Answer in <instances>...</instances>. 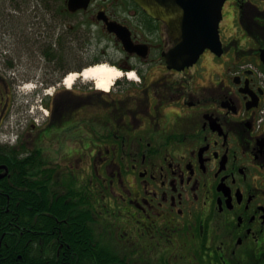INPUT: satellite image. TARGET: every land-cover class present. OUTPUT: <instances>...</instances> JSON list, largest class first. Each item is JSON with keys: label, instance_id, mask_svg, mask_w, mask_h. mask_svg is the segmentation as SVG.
<instances>
[{"label": "flooded vegetation", "instance_id": "flooded-vegetation-1", "mask_svg": "<svg viewBox=\"0 0 264 264\" xmlns=\"http://www.w3.org/2000/svg\"><path fill=\"white\" fill-rule=\"evenodd\" d=\"M52 1L28 13L26 0H0V150L18 158L55 150L57 166L41 180L64 185L63 193H51L54 202L69 208L65 221L85 219L89 239L76 255L46 222L52 216L41 215L40 225L23 229V243L34 245L28 259L82 262L94 247L96 262L115 264H264V85L244 69L264 67V0H228L221 48H207L180 69L167 63L177 44L169 25L136 0H90L76 12L68 10L69 0ZM60 3L96 25L115 56L108 45L93 60H49L44 49L56 51ZM112 22L129 32L133 51L109 31ZM44 59L41 82L36 72ZM98 62L123 72L109 90L82 78L65 86L68 72ZM26 80L41 86L26 98L28 106L19 91ZM35 99L41 103L30 114ZM70 126L82 141L61 138L48 149L45 141ZM10 171L2 162L0 179ZM71 187L78 196H70ZM91 214L102 222L97 241H91Z\"/></svg>", "mask_w": 264, "mask_h": 264}, {"label": "trees", "instance_id": "trees-1", "mask_svg": "<svg viewBox=\"0 0 264 264\" xmlns=\"http://www.w3.org/2000/svg\"><path fill=\"white\" fill-rule=\"evenodd\" d=\"M37 1L43 6L52 5L54 3L52 0ZM47 3L49 4L47 5ZM42 9L43 15H46L47 10L45 7ZM59 12L61 17H67L72 14L64 10L62 3L59 5ZM87 22L88 21H86V23ZM86 23L83 20L82 26L85 25L86 27ZM61 33H63V31ZM55 45V53H52V49L50 48H45L44 53L48 56L49 60L57 56L59 62L65 63L67 60V57L65 58L63 54L65 47H60L59 38ZM75 46L76 45H74L73 51L78 50L82 53L85 49V47L81 50L76 49L77 47ZM262 69H264V67ZM74 128H76V126H70L66 132L55 134L51 138H48L45 141V143L49 145L48 149H50L52 145L55 146L56 144H60L62 142L60 140L61 138H64L62 143L69 142L70 144H76L77 141L81 140L80 138L84 137L83 134L73 131ZM36 151L37 150H31L32 154L25 158H18V156H9L0 150V164L2 162L8 163L11 169L9 174L0 179V264H38L36 260L28 259V256L32 254V250H34V245L29 247L23 243L27 236V233L23 231V229L25 226L34 222L35 225H40L42 222L40 221L41 215L49 214L52 216H44V218L46 222L52 224V228L57 231L58 237L64 238L72 245V251H75L74 254L78 255L89 239V236L87 237L89 231L85 228V219L76 216L70 223L65 221L67 218L66 211H69V208L62 203L56 204L54 202L56 197H52L51 193L56 196L59 193H63L61 186L64 185L57 182L51 183L41 180L44 171H52L53 167L57 166L56 158L50 155L52 151H48L47 149H41L39 153H36ZM71 185L72 184L68 186ZM68 192L70 196L73 197L79 194L78 190L74 187L68 189ZM46 193H49V195H45ZM74 205L75 203H72L70 207ZM44 211L47 214H44ZM90 219L92 224L91 241L100 240L95 229L100 218H97V215L91 214ZM70 224L71 228L69 232L66 230L63 234L58 233L62 227L68 229ZM31 228L35 229L34 227ZM2 235L4 236L2 237ZM67 256H69V253ZM95 256H97L95 248L91 247V249L86 252V255L81 258L82 262L72 261L69 264H84V260H88L91 264H115L114 262H105L106 259H101L96 262L98 259H96Z\"/></svg>", "mask_w": 264, "mask_h": 264}, {"label": "water", "instance_id": "water-1", "mask_svg": "<svg viewBox=\"0 0 264 264\" xmlns=\"http://www.w3.org/2000/svg\"><path fill=\"white\" fill-rule=\"evenodd\" d=\"M153 17L164 20L170 28V35L177 40L168 54L171 68L193 65L207 49L221 48L219 32L223 18L222 10L227 0H136ZM90 0H69L68 8L75 12L88 7ZM109 31L117 33L125 48L133 51L135 46L129 32L117 23H109ZM264 63V48L261 50ZM85 68L78 70L83 73Z\"/></svg>", "mask_w": 264, "mask_h": 264}, {"label": "rangeland", "instance_id": "rangeland-1", "mask_svg": "<svg viewBox=\"0 0 264 264\" xmlns=\"http://www.w3.org/2000/svg\"><path fill=\"white\" fill-rule=\"evenodd\" d=\"M38 4L40 3H38L37 0H27L28 13L31 12L33 8H35L34 6H36V9L40 10V5ZM229 11L231 12L232 10L229 9L228 7V12ZM60 21L61 22H60L59 32L61 33L63 31V33H61L59 36V43H60V47L61 46L65 47L63 51L65 58L67 57V60L65 63L72 64L76 62L78 59L93 60L96 58H100L102 56L101 49L108 45H110L108 52L111 55L115 56V52H116L115 47L111 46V42L105 39V34L103 35L102 32L98 30V27L92 23L90 24L89 21L87 23L85 21L86 27H83L82 26L83 20H82L81 15H74V16L70 15L67 17H60ZM229 23L231 24L232 20H230ZM83 33H84V36H83ZM73 35H75V38L71 39ZM74 45H76L75 46L77 47L76 49H80V50L85 47V50L88 51L89 53L85 55V54L80 53L78 50L73 51ZM105 63L108 64V62H105ZM22 72H24V70H22ZM45 73H46V61L44 59L43 66L41 67V69H38V71L36 72V76H38L37 78L41 82H42L41 79L46 76ZM25 83H34V85L37 84L38 86L40 84V83H36V81H31V80H26ZM40 87L41 86H39V88ZM52 87L53 85L48 86V89H51ZM19 91H20V95L23 96V100L21 101L23 105L26 104L28 106V104H32V103H28V100L26 99L28 96L32 94V91L29 88H23V87H21V89L19 88ZM40 103L41 101L38 103L36 102V99H35L33 107L32 105L30 106L29 113L30 114L35 113V111L37 110L36 105ZM24 109L25 107L23 106L21 111H23ZM3 137L4 136L1 134V139H3ZM52 152L53 154H56L55 150H53ZM101 223H102L101 219H99V222L97 223L98 225H100L99 229L103 228ZM109 225L110 224L108 223L107 226L109 227Z\"/></svg>", "mask_w": 264, "mask_h": 264}, {"label": "bare ground", "instance_id": "bare-ground-1", "mask_svg": "<svg viewBox=\"0 0 264 264\" xmlns=\"http://www.w3.org/2000/svg\"><path fill=\"white\" fill-rule=\"evenodd\" d=\"M123 72L109 63L98 62L96 64L88 66L83 73H78L76 71H71L64 78V84L67 87H71L78 77H83L85 80H93L96 82L98 88L102 90H109L114 84L115 80L122 77ZM130 78H134L135 74L130 72L128 74ZM53 93V88L50 90ZM87 207V206H86ZM94 212V211H92Z\"/></svg>", "mask_w": 264, "mask_h": 264}, {"label": "built area", "instance_id": "built-area-1", "mask_svg": "<svg viewBox=\"0 0 264 264\" xmlns=\"http://www.w3.org/2000/svg\"><path fill=\"white\" fill-rule=\"evenodd\" d=\"M255 70H257V72H258V74L260 75V77H262L263 76V73L262 72H260L258 69H256L255 68ZM263 83H264V80H263Z\"/></svg>", "mask_w": 264, "mask_h": 264}]
</instances>
